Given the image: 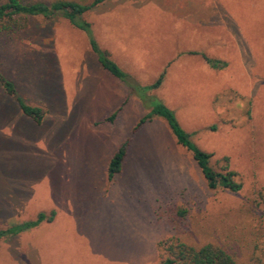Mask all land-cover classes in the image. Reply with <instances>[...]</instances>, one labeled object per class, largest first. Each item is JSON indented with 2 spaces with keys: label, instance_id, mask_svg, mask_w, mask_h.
I'll use <instances>...</instances> for the list:
<instances>
[{
  "label": "rangeland",
  "instance_id": "rangeland-1",
  "mask_svg": "<svg viewBox=\"0 0 264 264\" xmlns=\"http://www.w3.org/2000/svg\"><path fill=\"white\" fill-rule=\"evenodd\" d=\"M125 6H145L143 23L123 33L135 38L125 46L131 63L125 75L141 87L161 77L147 94L161 100L163 93L161 102L192 143L212 155L210 166L226 165L239 190H209L159 118L134 134L127 121L114 126L121 111L109 113L111 122L92 115L73 70L87 65L95 72L96 58L66 20L0 21V72L25 105L42 112L37 125L0 89V230L39 213L51 218L1 238L0 264H159L167 246L179 242L219 247L234 264H264V0H125ZM89 12L81 19L107 52V16L92 24ZM120 43L110 47L124 55ZM128 97L141 108L137 123L148 111ZM85 115L98 118L91 123ZM127 140L128 172L107 182L109 159Z\"/></svg>",
  "mask_w": 264,
  "mask_h": 264
},
{
  "label": "trees",
  "instance_id": "trees-1",
  "mask_svg": "<svg viewBox=\"0 0 264 264\" xmlns=\"http://www.w3.org/2000/svg\"><path fill=\"white\" fill-rule=\"evenodd\" d=\"M105 0H92L88 5H79L72 1L55 0L50 3L43 2H23V0H4L0 3V21L11 20L13 17H41L45 20L60 17L67 21L73 28L81 31L87 41L91 53L96 58L97 63L103 71L123 84L130 94L135 95L141 103L142 108L148 111L134 126V133L145 122H150L153 118L161 119L176 145L183 148L190 154L192 161L198 169L206 187L209 190L221 189L230 193L239 190V185L235 181V174L224 165L219 171L210 166L212 155L197 148L187 134L178 124L172 110L167 108L160 100L147 93L158 87L161 83L159 77L151 86L141 87L131 81L118 66L112 62L104 51H101L92 38L89 24L81 19V15L104 2ZM220 65V64H219ZM0 89L12 100L24 117L31 119L35 124H40L42 112L39 108L25 105L15 91L13 84L7 80L0 72ZM114 114L105 120L113 121ZM129 141L124 142L111 156L106 167V181L112 179L120 172L123 159L126 154ZM225 161V160H224ZM52 216V215H51ZM51 218L39 213L34 220L25 221L11 225L4 230H0V239L7 236H14L37 227L44 221ZM167 242H159L158 247H165ZM168 256L161 260L159 264H234L230 255L219 247L203 245L199 248L185 246L182 243H171L167 246Z\"/></svg>",
  "mask_w": 264,
  "mask_h": 264
},
{
  "label": "crops",
  "instance_id": "crops-1",
  "mask_svg": "<svg viewBox=\"0 0 264 264\" xmlns=\"http://www.w3.org/2000/svg\"><path fill=\"white\" fill-rule=\"evenodd\" d=\"M124 1L125 0H105L104 2L94 6L87 12L90 11L89 13H92L91 14L92 24H95V21H97L102 16H107L106 32H107L108 39L112 40V42L108 44L109 46H108L107 52L105 50H102V51H104L109 57V59H111L117 66L121 67L120 70H122V72L125 73V72H129L130 67H131L129 57L124 52L125 46L127 43H132V42L134 43L135 38L129 34L124 36L123 33L124 31H127L131 27V25L133 24L136 25L137 23L141 25V23H143V20L140 19V14L141 13L145 14L143 12V10H145V6H142V7L139 6L140 9L133 8V7H126V6L121 7ZM135 11H137L138 13L135 14L136 13ZM117 12H123V16L115 17V13ZM128 15L134 16V17L131 18V17H128ZM138 15L139 17H137ZM113 17L121 21L120 29L119 27H117ZM120 41H121L120 45L122 47L123 53H125L124 55H122L121 51L119 50H117V53H118L117 54L116 50L115 49L112 50L110 47V45L114 46ZM88 52L91 53L89 46H88ZM169 61L171 62V60ZM169 61L167 59L166 62L162 64V66H165L164 73L166 71V66ZM95 64H96L94 66L95 72L90 70L87 67V65L84 66V68L82 69V72L81 70H73L74 71L73 74L75 76L74 77L75 79L74 87L75 89H78L79 95L85 96L84 102L82 101V105H84L85 107L88 104L87 100H88V96H90V99H91L90 104L92 105V109H93L92 115H95L96 112L100 114L103 113L102 117L99 118L100 121H104L114 111H121L118 115L117 123H114V126L119 127L121 126V124H124V123H121V121L122 122L127 121L128 122L127 124L130 127L131 132H132V129L134 128L135 124H137L135 123L137 117L138 116L140 117L142 115V112L140 111L141 108L138 109L139 103L135 99L128 97V91L126 90V87L123 84H121L118 80H116L115 78L111 77L108 73L103 71L101 67L99 66V64L97 63V61H95ZM167 70H171V66L170 68H167ZM70 73L72 72H66L64 76L67 77ZM135 80L138 84H140L139 86L145 85V84H142L140 79H135ZM161 91H162V87L160 88L159 93ZM98 93L99 94L102 93V96L104 98L102 102H100L99 99L96 100V96ZM162 96H164L163 93L160 96L161 100H163ZM155 97L158 98L157 95H155ZM84 107L81 106V108H84ZM166 107L169 108L168 105H166ZM85 116L88 118V120H91V123L93 120H95L92 118H98V115L97 117H94V116L90 117L88 115H85ZM151 124L152 122L148 123V125H151ZM139 128L134 132V134L138 132ZM130 156H131V153L129 151V147H127L126 154H125V157L123 159L121 169H120L121 173H123L124 171L128 172V168L124 165H125L126 160L130 158ZM105 175H106V172H105Z\"/></svg>",
  "mask_w": 264,
  "mask_h": 264
}]
</instances>
